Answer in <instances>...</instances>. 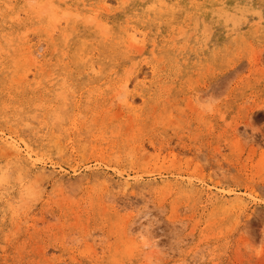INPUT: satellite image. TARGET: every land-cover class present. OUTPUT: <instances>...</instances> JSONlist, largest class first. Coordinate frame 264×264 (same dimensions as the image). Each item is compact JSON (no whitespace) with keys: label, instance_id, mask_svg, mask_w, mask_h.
<instances>
[{"label":"rangeland","instance_id":"obj_1","mask_svg":"<svg viewBox=\"0 0 264 264\" xmlns=\"http://www.w3.org/2000/svg\"><path fill=\"white\" fill-rule=\"evenodd\" d=\"M9 1L0 264H264V0H56L108 37Z\"/></svg>","mask_w":264,"mask_h":264},{"label":"bare ground","instance_id":"obj_2","mask_svg":"<svg viewBox=\"0 0 264 264\" xmlns=\"http://www.w3.org/2000/svg\"><path fill=\"white\" fill-rule=\"evenodd\" d=\"M11 1V0H10ZM9 1V2H10ZM33 1H35V0H33ZM65 1V0H64ZM82 1V0H81ZM94 1V0H93ZM78 2V1H77ZM122 2V1H121ZM120 2V3H121ZM124 2V1H123ZM126 2V1H125ZM101 3V2H100ZM102 5H100L99 7H98V9H96V11H97V13H91L90 12V14L88 13V15H82L80 12H78V11H74V10H72V9H70V7H68V6H64V7H60V5H58L57 4V1L56 0H38L37 1V4L35 5V7L33 8V12L37 15L38 13H41L42 14V12L43 13H45L46 14V19L44 20V22L43 23H40V24H38L37 25V28L38 29H44V31L46 32V33H50V34H52V32H51V30L53 29V30H55L56 28H58V27H60V25H61V23H63L62 22V20L63 21H65V22H67V21H70V22H74V23H76L78 20H81V22H84V23H87V24H89V25H92V26H94L95 28H96V30H98L99 32H100V34H102V35H106V37H108V30H110L107 26H106V24H105V22L103 21V20H101V19H99V16H98V12H101V11H103V9H106V4H103V3H101ZM8 5V4H7ZM65 5V4H64ZM99 5V4H98ZM83 6V5H82ZM149 6V5H148ZM151 6V10H155V9H157L158 7L159 8H162V7H166L165 6V2H162V0H155V2L152 4V5H150ZM5 7V6H4ZM11 7V6H10ZM28 7V6H27ZM32 7L33 6H31V9H32ZM77 7V6H76ZM86 7V6H85ZM122 7V6H121ZM30 8V7H29ZM72 8V7H71ZM74 8H75V6H74ZM123 8V7H122ZM137 8H139V7H137ZM145 8V7H144ZM171 8V7H170ZM7 9H9V8H7ZM80 9H81V7H80ZM83 9V8H82ZM145 10V9H144ZM176 10V9H175ZM8 11V10H7ZM31 11V10H30ZM162 11V10H161ZM177 11V10H176ZM95 12V11H94ZM134 12V11H133ZM183 12V11H182ZM106 13V12H105ZM153 13V12H152ZM16 14V13H15ZM40 14V15H41ZM14 15V14H13ZM23 15V14H22ZM135 15V14H134ZM223 15V14H222ZM17 16H18V13H17ZM128 16V15H127ZM141 16H142V14H141ZM147 16V15H146ZM29 17V16H28ZM40 17V16H39ZM184 17V16H183ZM11 18H12V16H11ZM16 18H18V17H16ZM126 18V17H125ZM138 18V17H137ZM148 18V17H147ZM7 19H8V17H7ZM135 19V18H134ZM225 19V18H224ZM9 20V19H8ZM15 20V19H14ZM17 20V19H16ZM18 20H19V18H18ZM108 20V19H107ZM106 20V21H107ZM125 20H127V19H125ZM139 20V19H138ZM142 20H144V19H142ZM29 21V20H28ZM131 21V20H130ZM137 21V20H136ZM146 21V20H145ZM120 22V21H119ZM127 24V23H126ZM9 25V24H8ZM64 25V24H63ZM125 25V24H124ZM158 25V24H157ZM65 26V25H64ZM123 26V25H122ZM126 26V25H125ZM51 27H53V28H51ZM207 27V26H206ZM51 28V29H50ZM227 28V27H226ZM207 29V28H206ZM64 30V29H63ZM120 30V29H119ZM138 32H140V31H138ZM3 33V32H2ZM137 33V32H136ZM2 35V34H1ZM20 35H22V34H20ZM19 35V36H20ZM48 35V34H47ZM166 35H167V33H166ZM200 35V34H199ZM5 36H7V35H5ZM52 36V35H51ZM64 36V35H63ZM66 36V35H65ZM65 36H64V39H65ZM97 36V35H96ZM101 36V35H100ZM113 36V35H112ZM156 36V35H155ZM8 37V36H7ZM50 37V36H49ZM103 37V36H102ZM126 37V38H125ZM124 38H125V42L129 45V44H131V48H133L134 50H139L140 48H141V46H142V44L144 43V41L143 40H141V39H139V38H136L135 39V37H136V34L135 33H132L131 35L130 34H128L127 36H125ZM10 38V37H9ZM103 39V38H102ZM1 40H3V39H1ZM8 40V39H7ZM18 40V39H17ZM109 40H110V37H109ZM145 40V39H144ZM155 40V39H154ZM23 41V40H22ZM104 41V40H103ZM113 41V40H112ZM117 41V40H116ZM142 41V42H141ZM153 41V40H152ZM151 41V42H152ZM172 41V40H171ZM4 42V41H3ZM9 42V41H8ZM24 42V41H23ZM154 42V41H153ZM7 43V42H6ZM11 43V42H10ZM40 43V42H39ZM8 44V43H7ZM16 44V43H15ZM126 44V45H127ZM64 45V44H63ZM125 45V46H126ZM119 46V45H118ZM64 47V46H63ZM95 47V46H94ZM130 47V46H129ZM11 48V47H10ZM144 48V47H143ZM204 48V47H203ZM153 49V48H152ZM168 49H170V48H168ZM38 50V49H37ZM52 50H53V52H54V48H52ZM143 51V50H142ZM1 52V51H0ZM22 52H24L25 53V55H24V59L27 57V55L29 54V55H32V51H30L29 49L27 50V49H22ZM39 52V51H38ZM35 53V52H34ZM60 53H62V52H60ZM82 55L84 54V52H80ZM181 54V53H180ZM28 55V56H29ZM35 56H36V54H34ZM38 55H41V54H38ZM65 55V54H64ZM34 56V57H35ZM62 56V55H61ZM64 57V56H63ZM48 58V57H47ZM101 58V57H100ZM39 59V58H38ZM57 59V58H56ZM1 60V59H0ZM14 60H16L15 58H14ZM118 60V59H117ZM105 61H107V60H105ZM111 63V62H110ZM36 64V63H35ZM13 65V64H12ZM88 65V64H87ZM65 67H67V66H65ZM73 67V66H72ZM57 68V67H56ZM85 68V67H84ZM88 68V67H87ZM90 68L92 69L91 71H94L93 70V65H91L90 66ZM54 69V68H53ZM52 69V70H53ZM16 70H12V74L15 72ZM39 71V70H38ZM63 72V71H62ZM112 72V71H111ZM92 73V72H91ZM47 74V73H46ZM93 74V73H92ZM50 75V73H48V75H47V77ZM55 76V75H54ZM107 76V75H106ZM26 76L24 75L23 76V78L22 79H24ZM60 77V76H59ZM58 77V78H59ZM50 78V77H49ZM52 78V77H51ZM77 78V77H76ZM26 79V78H25ZM44 79V82H45V78H43ZM13 80V79H12ZM48 80V79H47ZM42 81V80H41ZM38 82V81H37ZM54 82V81H53ZM52 82L50 81V84H51ZM16 85H19V82H16L15 83ZM62 84H63V82H62ZM59 85V86H63V85H65V84H63V85ZM49 86V85H48ZM122 86H123V88L122 87H119L120 89H122V90H124V88H126L127 87V82H125V83H123L122 84ZM56 87V86H55ZM33 88V87H32ZM38 88H40V87H38ZM51 88V87H50ZM36 89V88H35ZM19 91V90H18ZM119 91V90H118ZM11 92V91H10ZM47 92V91H46ZM12 93V92H11ZM118 93L119 94H124L125 93V90H124V93H121V92H117V95H118ZM51 94V93H50ZM17 95V94H16ZM19 95V94H18ZM52 95V94H51ZM7 96V95H6ZM58 96V95H57ZM60 96V95H59ZM120 96V95H119ZM118 97V96H117ZM19 98V97H18ZM64 99V98H63ZM115 99V98H114ZM142 99H144V98H142ZM23 100V99H22ZM66 100V99H65ZM19 101V100H18ZM21 101V100H20ZM64 101V100H63ZM124 101V100H123ZM126 103H129V99L127 98L126 100ZM24 102V101H23ZM21 103V104H23L24 105V103ZM26 102V101H25ZM124 104H125V102H123ZM7 104V103H6ZM28 106V105H27ZM51 106V105H50ZM3 107V106H2ZM5 107V106H4ZM45 107H46V105H45ZM6 109V108H5ZM19 109V108H18ZM14 110V109H13ZM65 109L63 108V110H62V112L64 111ZM52 114V113H51ZM102 114V113H101ZM57 115V114H56ZM60 119V118H59ZM2 120V119H1ZM54 123V122H53ZM56 123H57V121H56ZM54 125V124H53ZM25 128V127H24ZM57 130V129H56ZM56 135V134H55ZM57 137H59V136H57ZM56 141V140H55ZM57 142V141H56ZM0 147H3L4 149H5V151L7 152V153H11L16 159H21L22 161H24L25 163H27V165H28V167L29 168H32V167H34L35 166V164L32 162V160L30 159V155L28 154V153H26L13 139H10V137H4L3 135L2 136H0ZM8 155H10V154H8ZM58 155H60V153L58 154ZM15 160V159H14ZM10 162H12L11 160H10ZM8 165V164H7ZM7 165H5V166H7ZM11 165V164H10ZM13 167H15V166H13ZM11 169V168H10ZM14 169V168H13ZM12 169V170H13ZM22 170V169H21ZM44 170V169H43ZM3 171V170H2ZM1 171V172H2ZM10 171V170H9ZM25 171H26V169H25ZM39 172V171H38ZM5 173V172H4ZM19 173V172H18ZM17 173V174H18ZM42 173H43V171H42ZM4 175V174H3ZM3 175H2V173L0 174V182L1 181H3L4 182V179H3ZM36 175H37V173H36ZM34 176V177H37V176ZM43 175V174H42ZM45 175V174H44ZM49 175V174H48ZM20 176L21 175H18V180H19V178H20ZM41 176V175H40ZM38 178V177H37ZM7 180V179H6ZM35 180V179H34ZM28 181V180H27ZM2 182V183H3ZM18 182V181H17ZM33 182V181H32ZM21 185V184H20ZM24 185V184H23ZM27 185V184H26ZM30 185V184H29ZM32 185V184H31ZM30 185V186H31ZM126 185H128V184H126ZM125 185V186H126ZM28 186V185H27ZM3 187V186H2ZM26 190V189H25ZM27 191V190H26ZM23 193V192H22ZM28 193V192H27ZM31 193V192H30ZM25 194V193H24ZM29 194V193H28ZM1 195V194H0ZM23 196V195H22ZM18 197H20V196H18ZM28 197V196H27ZM21 198V197H20ZM18 204V203H17ZM16 209V208H15ZM16 210H18V209H16ZM11 211H13V210H11ZM18 229H19V227H18ZM16 230V229H15ZM14 231V230H13ZM15 251V250H14Z\"/></svg>","mask_w":264,"mask_h":264},{"label":"snow or ice","instance_id":"obj_3","mask_svg":"<svg viewBox=\"0 0 264 264\" xmlns=\"http://www.w3.org/2000/svg\"><path fill=\"white\" fill-rule=\"evenodd\" d=\"M262 15H264V13H262Z\"/></svg>","mask_w":264,"mask_h":264}]
</instances>
